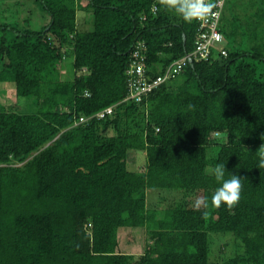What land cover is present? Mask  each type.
I'll use <instances>...</instances> for the list:
<instances>
[{"label": "trees", "instance_id": "trees-1", "mask_svg": "<svg viewBox=\"0 0 264 264\" xmlns=\"http://www.w3.org/2000/svg\"><path fill=\"white\" fill-rule=\"evenodd\" d=\"M35 2L39 29L0 23V82L17 96L16 110L0 102V264H219L213 233L239 243L223 264H264V0L230 15L226 0L228 56L188 62L141 102L128 99L132 53L163 75L195 50L197 21L164 0ZM20 98L35 113L19 112ZM131 152L143 169H129ZM220 162L242 178L232 208L211 202ZM122 228L143 230L142 253L121 250Z\"/></svg>", "mask_w": 264, "mask_h": 264}, {"label": "rangeland", "instance_id": "rangeland-1", "mask_svg": "<svg viewBox=\"0 0 264 264\" xmlns=\"http://www.w3.org/2000/svg\"><path fill=\"white\" fill-rule=\"evenodd\" d=\"M242 1L246 0H230L227 14H231L235 8L242 6ZM231 8L233 10H231ZM92 14L88 11H79V27L92 28L91 21ZM27 19L28 21H22ZM91 21V23H90ZM16 23V27L20 29L30 28L39 29L44 22V13L40 9L35 0H0V23ZM68 70L70 69V62L67 64ZM0 102L6 107L7 110H16L17 108V96L16 85L13 82H0ZM21 108L18 110L21 113H35V106L29 101V98H20ZM219 140L223 141V137ZM129 169L140 170L143 169L147 163V157L144 153L131 152L129 159ZM156 194V193H153ZM157 195V194H156ZM164 198L174 200L180 199V194L169 193L164 194ZM154 196V195H153ZM159 201L162 197L159 195L151 198ZM132 229V228H131ZM119 241L121 244V250L126 251L127 254H140L144 251L145 234L143 230H128V228H122L119 230ZM238 242L234 236L228 233H213L211 234L212 253L210 260L213 263L223 264L229 258L233 257L239 250ZM241 250V247H240Z\"/></svg>", "mask_w": 264, "mask_h": 264}, {"label": "built area", "instance_id": "built-area-1", "mask_svg": "<svg viewBox=\"0 0 264 264\" xmlns=\"http://www.w3.org/2000/svg\"><path fill=\"white\" fill-rule=\"evenodd\" d=\"M215 5L208 16L197 21L198 33L196 40V48L193 52L185 55L182 59L175 61L169 66L165 74L156 78H151L146 74L145 55L142 50L136 49L132 53V60L127 69V79L129 87L128 99H134L141 102L144 97L148 96L153 90L162 85L171 77L178 74L188 62L196 60H210L218 57H227L228 50L222 32L219 30L221 15L226 0H212ZM112 107H109L97 114V117L103 118L107 114H111ZM84 117L80 121H86Z\"/></svg>", "mask_w": 264, "mask_h": 264}, {"label": "clouds", "instance_id": "clouds-1", "mask_svg": "<svg viewBox=\"0 0 264 264\" xmlns=\"http://www.w3.org/2000/svg\"><path fill=\"white\" fill-rule=\"evenodd\" d=\"M215 5L212 0H164V7L171 13L181 17L187 23L205 19ZM264 139V134L261 136ZM257 167L264 168V143L255 152ZM210 175L216 185L211 202L216 206L234 207L240 201L242 194V178L239 174L229 171L225 162L215 164L210 169ZM206 200H197L195 207L206 204Z\"/></svg>", "mask_w": 264, "mask_h": 264}]
</instances>
